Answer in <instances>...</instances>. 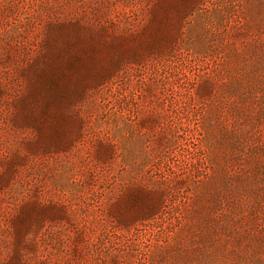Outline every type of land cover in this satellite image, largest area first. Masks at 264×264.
I'll use <instances>...</instances> for the list:
<instances>
[{
  "label": "rangeland",
  "instance_id": "1",
  "mask_svg": "<svg viewBox=\"0 0 264 264\" xmlns=\"http://www.w3.org/2000/svg\"><path fill=\"white\" fill-rule=\"evenodd\" d=\"M0 264H264V0H0Z\"/></svg>",
  "mask_w": 264,
  "mask_h": 264
}]
</instances>
